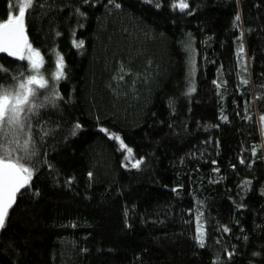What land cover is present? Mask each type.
Listing matches in <instances>:
<instances>
[{
  "label": "trees",
  "instance_id": "trees-1",
  "mask_svg": "<svg viewBox=\"0 0 264 264\" xmlns=\"http://www.w3.org/2000/svg\"><path fill=\"white\" fill-rule=\"evenodd\" d=\"M179 3L32 0L64 78L38 89L0 264H264V0ZM31 72L0 54V86Z\"/></svg>",
  "mask_w": 264,
  "mask_h": 264
},
{
  "label": "snow or ice",
  "instance_id": "snow-or-ice-1",
  "mask_svg": "<svg viewBox=\"0 0 264 264\" xmlns=\"http://www.w3.org/2000/svg\"><path fill=\"white\" fill-rule=\"evenodd\" d=\"M32 6V0H28L27 6L20 5L18 13L10 12L6 21L0 22V53H6L8 56L27 60L35 75H23L17 77L19 83L12 86H0V229L6 225L10 209L14 206L17 194L21 189L28 186L34 170L23 162L25 159L35 155V148L31 141L24 140L19 142L16 137L20 129H32V118L38 114L45 105L38 100V89L44 88L45 81L39 76V69L42 67V58L40 52L32 47L26 37V18L27 11ZM159 6V5H157ZM185 9L188 7L186 0H180L174 7ZM9 7H13L10 3ZM240 17L237 16L236 20ZM76 47H81L83 41L74 42ZM241 47V51H242ZM56 79L64 78L62 57L57 59ZM6 71V70H5ZM247 83V81H242ZM59 94L53 93V99L58 100ZM79 124L75 125V130L79 129ZM120 140L119 136L113 137ZM15 145L12 146H5ZM123 148V142L121 141ZM13 150L23 153L20 156H14ZM131 153V149H127ZM141 161L137 160L133 167H138ZM91 175V173H89ZM227 231V229H225ZM200 246L203 247V234L197 237Z\"/></svg>",
  "mask_w": 264,
  "mask_h": 264
},
{
  "label": "rangeland",
  "instance_id": "rangeland-1",
  "mask_svg": "<svg viewBox=\"0 0 264 264\" xmlns=\"http://www.w3.org/2000/svg\"><path fill=\"white\" fill-rule=\"evenodd\" d=\"M17 3H18V8H19L20 5H25L26 6L27 5V0H17ZM57 59H58V57L55 58L54 67L51 70L50 69H45L44 66H43V62L41 61L42 62V67L39 69V76L42 77L44 81H46L48 79V77H55L56 76ZM29 68L31 69L30 63H29ZM35 74H36L35 72H33V71L31 72V75H35Z\"/></svg>",
  "mask_w": 264,
  "mask_h": 264
},
{
  "label": "clouds",
  "instance_id": "clouds-1",
  "mask_svg": "<svg viewBox=\"0 0 264 264\" xmlns=\"http://www.w3.org/2000/svg\"><path fill=\"white\" fill-rule=\"evenodd\" d=\"M20 135L18 137H16V139L19 141V142H23L24 140H29L31 141V132H30V129L28 128H23V129H20ZM32 143V142H31ZM5 146H12L14 147L15 145H8L7 143L5 144Z\"/></svg>",
  "mask_w": 264,
  "mask_h": 264
},
{
  "label": "water",
  "instance_id": "water-1",
  "mask_svg": "<svg viewBox=\"0 0 264 264\" xmlns=\"http://www.w3.org/2000/svg\"><path fill=\"white\" fill-rule=\"evenodd\" d=\"M25 33H26V32H25ZM26 37H27V35H26ZM0 54L8 56L6 53H0Z\"/></svg>",
  "mask_w": 264,
  "mask_h": 264
}]
</instances>
